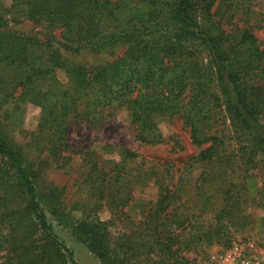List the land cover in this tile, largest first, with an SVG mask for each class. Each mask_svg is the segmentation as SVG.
<instances>
[{
    "label": "trees",
    "instance_id": "obj_1",
    "mask_svg": "<svg viewBox=\"0 0 264 264\" xmlns=\"http://www.w3.org/2000/svg\"><path fill=\"white\" fill-rule=\"evenodd\" d=\"M243 2L0 0V19L28 20L36 28L24 33L0 26V108L11 103L13 114H23L26 104L40 109L28 149L58 160L69 148L72 125L100 129L118 112H126L137 138L151 145L164 142L158 119L179 115L201 148L186 162L202 167L195 186L199 203L186 196L183 174L167 183L159 168L141 170L156 178L159 194L143 205L149 207L143 209L140 232L123 234L132 257L182 264L197 249L194 242L221 241L222 224L234 222L243 196L264 208V41L253 30L262 28L260 21L249 23L255 11L251 4L242 9ZM119 45L126 47L122 55L96 65L61 52ZM123 155L140 156L129 149ZM166 166L160 165L163 171ZM131 190L125 182L115 185L104 195L108 206L123 211ZM209 212L217 223L199 224ZM72 227L101 264H133L109 246L105 222L84 220ZM72 260L40 198L36 169L0 123V264Z\"/></svg>",
    "mask_w": 264,
    "mask_h": 264
},
{
    "label": "rangeland",
    "instance_id": "obj_2",
    "mask_svg": "<svg viewBox=\"0 0 264 264\" xmlns=\"http://www.w3.org/2000/svg\"><path fill=\"white\" fill-rule=\"evenodd\" d=\"M248 4H251V9L255 11L249 23L260 21L257 23L262 25V28L256 27L253 30L256 36L264 41V0H244L239 6L243 9V6ZM238 17L236 16L235 20ZM7 20L0 19V26L11 27L24 33L36 30L31 21L13 24ZM125 50L124 45L100 52L84 49L80 53H71L61 48L63 55L70 60L88 65L111 62ZM23 110V114L18 111L13 114V105L4 104L0 108V123L14 143L26 151L37 171L40 198L48 218L57 236L73 253V262L70 264H101L72 231L74 222L84 220L105 222L110 230L109 246L117 248L120 256L125 259L128 257L130 263L152 264L144 256L132 257L130 251L127 254L130 244L123 236L124 233L131 234L132 231L140 232L141 227H144L140 222L144 218L143 205L158 199L159 185L155 183L156 178L144 177L141 170L147 167V170L151 169L153 172L155 168H159V175H164L167 183L171 182V179L180 181L177 177L183 174L181 186L188 192L186 196L190 197L191 202L199 203L195 186L198 184L202 167L191 163L186 165V162L190 157L197 156L201 148L192 143L189 130L184 126L181 117L176 115L158 119L164 142L155 145L141 143L126 112H118L113 123L100 129H88L84 124L76 123L68 133L69 148L62 158L58 159L61 160L60 163L66 161V164L58 166V160L49 157L48 153H41L36 147L28 149L30 146L27 144L32 139L35 141L37 136L40 109L26 104ZM33 146H36V142ZM124 149L140 156L126 159L123 155ZM163 163L167 164L164 171L163 167H160ZM261 174H264V169ZM171 175L173 178H169ZM118 176L120 179L116 183ZM123 182L132 186V199L123 211L116 212L108 206V197L104 195H108L115 185H121ZM121 188L125 190L124 186ZM124 190L122 192H125ZM242 198L241 209L236 213L234 222L225 221L222 224L225 235L221 241L194 242L198 245L197 249L187 252L188 261L182 264H218L227 253L236 249L264 256V208L253 205L246 196ZM147 207L149 206L145 209ZM202 221L205 224L217 223L215 215L211 212L204 213L198 223L202 224ZM137 246L141 245L137 243Z\"/></svg>",
    "mask_w": 264,
    "mask_h": 264
},
{
    "label": "built area",
    "instance_id": "obj_3",
    "mask_svg": "<svg viewBox=\"0 0 264 264\" xmlns=\"http://www.w3.org/2000/svg\"><path fill=\"white\" fill-rule=\"evenodd\" d=\"M218 264H264V256L236 249L227 253Z\"/></svg>",
    "mask_w": 264,
    "mask_h": 264
}]
</instances>
